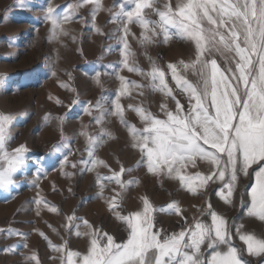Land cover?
<instances>
[{"label": "snow or ice", "instance_id": "obj_1", "mask_svg": "<svg viewBox=\"0 0 264 264\" xmlns=\"http://www.w3.org/2000/svg\"><path fill=\"white\" fill-rule=\"evenodd\" d=\"M127 4L132 5L130 10ZM86 5H91L93 21L99 12L107 11L110 22L120 25L117 31L123 33L118 38L122 45L121 70L141 76L147 84L129 80L116 72L120 86L115 100L109 102L102 95L94 105L89 102L85 112L101 127L93 135L87 131L88 126H82L78 135L85 137L89 160L79 162L91 163L88 171H93L97 165L109 167L96 157V152L105 138L115 139L103 125L106 117L116 116L128 129L131 147L141 154L136 169L144 166L149 174L176 180L192 195H200L199 189L206 191L210 183L219 182L221 187L216 195L225 204L234 206L241 177L251 179L254 176L250 191L239 194V203L241 208H246L247 217L264 223V0H176L174 5L172 0H114L112 7L107 9L102 0H72L64 6L62 14L58 6L50 3L44 16L51 25L50 39L68 36L65 24L73 22ZM131 24L140 27L139 37L131 32ZM96 31L103 35L99 28ZM129 35L142 48L155 44L161 35L165 44L176 36L193 46L194 55L188 60L169 62L166 69L147 57L150 69L145 71L136 62ZM169 74L175 88L187 97V106L176 98ZM100 77L101 73L97 72L94 79L102 87ZM145 89L172 99L175 107L169 108L162 102L159 105L161 118L142 104L125 107L121 103V97H131L133 90L143 96ZM107 103L111 106L105 107ZM129 110L136 113L142 127L137 128L126 119ZM93 111L98 114L93 115ZM13 119L11 114L0 113V189L16 183L14 177L26 166L29 151L24 144L8 150ZM58 119L63 121V117ZM51 151L66 152L61 167L67 164L76 167L75 162L68 160L74 150L63 135L62 127L61 138L52 145ZM201 162L209 166L206 173L189 171L198 168ZM136 169L121 165L119 171L109 167L110 176L97 174L98 182L107 180L118 186L106 203L115 218L125 225L126 240L117 242L112 235L94 227L87 219L77 217L73 211L66 216L62 227L66 231L75 228L77 237L87 236V251H72L67 241L55 245L45 233L39 232L52 251L60 253L53 259H59L60 264H251L245 255L264 260V237L245 231V225L236 224L235 218L229 223L213 209L210 200L197 208L199 216H193L191 223L183 215L179 202L172 201L157 209L146 196L141 197L140 210L124 214V193L139 181L122 177ZM104 187L100 183L101 197ZM36 203L47 206L43 200ZM49 210L58 212L55 206ZM158 211L179 216L184 226L178 232L157 229L154 214ZM77 221L88 231L81 233V224ZM52 230L59 234L57 229ZM5 232L9 236H21L25 241L23 246L28 247L26 234L0 228V233ZM237 238L243 247L236 245ZM26 260L29 264H40L34 252Z\"/></svg>", "mask_w": 264, "mask_h": 264}, {"label": "rangeland", "instance_id": "obj_2", "mask_svg": "<svg viewBox=\"0 0 264 264\" xmlns=\"http://www.w3.org/2000/svg\"><path fill=\"white\" fill-rule=\"evenodd\" d=\"M69 2L72 0H0V113L14 116L10 125L12 139L8 143V150L21 144L29 149L26 166L14 177L16 183L7 189H0V228H12L26 234L28 247L23 246L25 241L21 236L0 233V264H29L26 257L33 252L39 257L40 264H60L59 259H53L60 253L52 251L48 241L39 232L45 233L55 245L67 241L68 249L86 253L88 237H77L75 228L66 231L62 227L66 223V216L73 214V211L77 217L87 219L94 227L112 235L117 242L127 238L125 225L115 218L106 203L113 195V189L118 190V186L107 180L98 182L97 174L110 176L109 167L119 171L121 165L126 169H136L141 154L131 147L128 129L120 123L119 118L108 116L103 127L115 139L105 138V143L97 149L96 157L109 167L97 165L93 171H88L92 167L91 163L85 165L79 162L89 160V157L85 152V137L78 134L82 126H88L87 131L93 135L99 132L101 126L93 121L85 109L89 107V102L94 105L102 95L109 102L115 100L120 86L116 72L138 83L147 84V81L126 69L121 70L119 61L122 45L118 38L123 33L117 31L120 27L118 23L110 22V13L107 11L99 12L93 21L91 5H86L79 10L73 22L65 24L70 33L68 36H62L59 40L50 39L51 25L44 20L46 8L50 3L54 4L62 14ZM102 2L107 9L112 7L114 0ZM175 2L172 0L173 5ZM126 7L130 10L132 5L127 4ZM129 27L139 37L140 27L136 24ZM97 28L103 35L97 33ZM128 41L136 54V62L145 71L150 69L147 57L166 69L169 62L188 60L194 55L193 46L176 36H172L165 44L161 35L156 38L155 44L144 48L131 35ZM97 72L101 73L102 87L95 82ZM168 79L176 98L187 106V97L175 88L170 74ZM162 102L167 103L169 108L175 107L172 99L159 92L150 93L147 89L143 96L133 90L131 97H121L125 107L142 104L161 118L159 105ZM110 106V103L105 104V107ZM96 114L93 111V115ZM60 117H63V121L58 119ZM126 119L137 128L143 126L136 113L130 110L126 111ZM61 127L74 150L68 160L76 163L75 168L71 164L61 167L66 152L51 151L52 145L61 138ZM208 167L201 162L198 168H190L189 171L206 173ZM122 178L139 181L129 186L124 193V214L140 210L141 197L146 196L157 209L172 201L179 202L183 215L191 223L193 216H199L197 208L205 206V202L210 200L213 209L225 216L229 223L235 218L236 224L245 225V231L264 237V223L247 217L246 208H241L239 203V194L250 191L254 176L251 179L241 177L234 206L225 204L216 195L221 187L219 182L210 183L206 191L199 189L200 195H192L182 189L178 181L149 174L144 166L125 173ZM100 183L105 185L103 197L99 195ZM37 200L47 202V206L37 205ZM247 202L248 196L245 195ZM51 206H55L58 212L50 211ZM154 215L157 229L178 232L184 226L177 215L159 211ZM77 222L81 224V233L88 231L81 221ZM235 243L243 247L238 238ZM245 259L250 260L251 264H264V260L247 255Z\"/></svg>", "mask_w": 264, "mask_h": 264}]
</instances>
